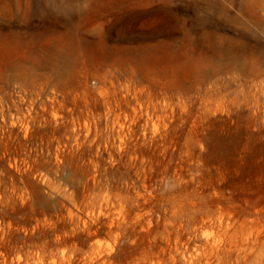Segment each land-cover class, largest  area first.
<instances>
[{
	"label": "rangeland",
	"instance_id": "rangeland-1",
	"mask_svg": "<svg viewBox=\"0 0 264 264\" xmlns=\"http://www.w3.org/2000/svg\"><path fill=\"white\" fill-rule=\"evenodd\" d=\"M0 264H264V0H0Z\"/></svg>",
	"mask_w": 264,
	"mask_h": 264
}]
</instances>
